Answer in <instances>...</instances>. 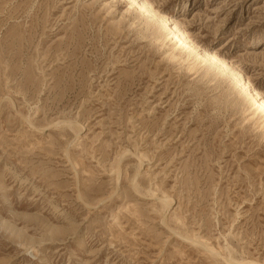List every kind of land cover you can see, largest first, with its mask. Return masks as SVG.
Masks as SVG:
<instances>
[{"label": "rangeland", "instance_id": "obj_1", "mask_svg": "<svg viewBox=\"0 0 264 264\" xmlns=\"http://www.w3.org/2000/svg\"><path fill=\"white\" fill-rule=\"evenodd\" d=\"M202 51L264 97V0H0V264H264V116Z\"/></svg>", "mask_w": 264, "mask_h": 264}, {"label": "bare ground", "instance_id": "obj_2", "mask_svg": "<svg viewBox=\"0 0 264 264\" xmlns=\"http://www.w3.org/2000/svg\"><path fill=\"white\" fill-rule=\"evenodd\" d=\"M137 2V1H136ZM140 9L143 11H147L148 13H152L154 14L155 16H157L159 19L163 20L164 23L168 24V20L167 18H165L163 15H160L158 14L155 10H153L151 8V6L148 4V2L146 1H142L140 3ZM144 12V11H143ZM174 30H175V37H177L179 39V41L182 43L181 45H185L187 46V48H191L193 50H197L198 47L196 45H194L193 42H191L185 35L184 33H182L181 31H179L176 27H174ZM172 29V31H174ZM184 46V47H185ZM186 48V47H185ZM203 52V55L205 56L204 58L207 59L208 62H210L211 64L215 65L218 69H220L221 71H226L227 70V67H226V64L224 62V60L218 58L215 54H211V53H208L206 51H202ZM172 54V53H171ZM229 70H227L226 72H228ZM229 74L231 76V78L233 80H235L237 82V84L239 83V85L243 88V89H246L247 90V95L252 98V101H253V105L255 106V109L258 111V114L261 113L263 116H264V97L261 95L260 92L258 91H255L254 89L251 88V86L249 85V83L242 77V75L240 74L239 71H237L235 68H233L232 70L229 71ZM247 96V97H248ZM261 115V116H262ZM258 118V117H257ZM263 121H264V117H263ZM261 124V123H260ZM30 125V124H29ZM259 125V124H258ZM263 126V125H262ZM263 128V127H262ZM125 151V150H124ZM123 151V153H124ZM126 152V151H125ZM134 155V154H133ZM138 156V155H137ZM149 156V155H148ZM118 160V159H117ZM140 160V159H139ZM119 162V161H118ZM139 162V166H140V161ZM142 162V161H141ZM118 166V170H119V165ZM116 171L117 174L119 171ZM137 175V174H136ZM118 177V175H116ZM134 179V178H133ZM132 179V180H133ZM134 181V180H133ZM132 181V182H133ZM134 184H136V182H134ZM133 184V186H134ZM136 186V185H135ZM135 189V188H134ZM143 195V194H142ZM169 198V196H166ZM165 197V198H166ZM166 198V200L168 199ZM161 199H164V198H161ZM169 201H167L166 203V206L168 207L172 201V198L171 199H168ZM162 201V200H161ZM163 202V201H162ZM164 206V204H163ZM188 238V237H187ZM238 262V261H237ZM236 262V263H237ZM252 264V263H251ZM253 264H259V263H253ZM261 264V263H260Z\"/></svg>", "mask_w": 264, "mask_h": 264}]
</instances>
